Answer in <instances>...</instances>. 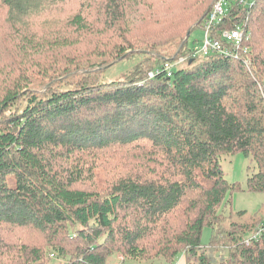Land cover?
Masks as SVG:
<instances>
[{
	"label": "trees",
	"instance_id": "obj_1",
	"mask_svg": "<svg viewBox=\"0 0 264 264\" xmlns=\"http://www.w3.org/2000/svg\"><path fill=\"white\" fill-rule=\"evenodd\" d=\"M94 1L0 0L8 71L0 90V258L9 228L45 237L32 264H47L49 253L68 264H171L183 254L187 264H264L257 215L219 213L236 187L223 156L252 157L258 171L251 168L247 188L264 193V0L219 25L245 26L251 38L234 58L194 57L188 47L216 0H100L91 23ZM97 25L121 41L110 53L93 47L98 60L83 65ZM137 56L157 63L141 69L142 60L130 78L102 81ZM180 58L186 65L169 77L166 64ZM65 80L76 83L61 86ZM130 147L142 149L149 175L132 171L105 195L82 187L92 172L84 158ZM223 237L228 255L218 253Z\"/></svg>",
	"mask_w": 264,
	"mask_h": 264
},
{
	"label": "rangeland",
	"instance_id": "obj_2",
	"mask_svg": "<svg viewBox=\"0 0 264 264\" xmlns=\"http://www.w3.org/2000/svg\"><path fill=\"white\" fill-rule=\"evenodd\" d=\"M100 1V0H95ZM94 1L92 8L94 13L91 15V23L93 20L100 18L96 10L97 4ZM215 3V2H214ZM88 5V4H87ZM103 20V19H101ZM104 26V24H102ZM2 26V17L0 12V29ZM104 27L97 25L94 26L95 34L91 37V43H85L83 46V65L84 61L98 60L97 53H91L93 47L99 45L103 47L107 53L112 51L115 43L120 42L119 35L114 31L108 34H103L98 29H103ZM204 40L203 28L197 27V29L190 35L188 40V47L193 48L197 44H202ZM251 40L250 36L248 42ZM245 43L244 45H246ZM248 45V44H247ZM171 54V51H170ZM110 55V54H109ZM6 52L0 51V90L6 86V83L2 85L3 79L8 75V71L5 69L7 64L4 60L6 59ZM215 57V56H214ZM128 57L127 60L122 61L118 65L114 66L108 70L103 75V82L109 81H121L130 78L134 75V70L142 61V68H150L155 59L147 58L142 56ZM187 60V59H186ZM178 61V60H177ZM176 61V62H177ZM187 62V61H186ZM169 65L171 63H168ZM186 63H181L178 66H185ZM177 69V68H175ZM153 75L152 71L149 72L148 76ZM97 79V78H96ZM76 83V81L65 80L61 86H68ZM142 149L136 147L130 148H110L104 151H95L94 154L98 155L97 160H92L91 158H84L86 161H90L87 166V170L92 171L89 173L86 182L82 183V187L90 189L102 194H107L113 188L114 183L119 179V177L130 174L132 171L135 175H149L148 169H141L142 163L140 161V155ZM143 153V152H142ZM90 164H93L90 166ZM222 168L225 173L226 179L230 183H235L236 187L234 190L228 191L223 203L219 207V213L229 216L231 213L246 210L250 214H256L261 223H264V193L252 192L247 188L248 176L252 172L251 168L258 171V166L252 157H246L243 154L227 155L223 156L221 159ZM84 165V162H83ZM91 167V168H90ZM155 167H159L155 164ZM160 168V167H159ZM258 220V219H257ZM17 229H3L2 239L6 241L7 250L5 255L0 258V264H32L34 260L33 249L35 247H43L45 245V237L39 232H26L18 234ZM212 229L210 227H205L202 236V243L204 246H208L212 239ZM223 241L218 245L222 246L224 244L225 249L221 248L218 253L222 255H228L230 242L223 237ZM228 246V248L226 247ZM230 249V248H229ZM216 250V249H214ZM216 251L209 252L211 257L221 258L220 254H216ZM184 255V254H183ZM185 256V255H184ZM118 259V257H116ZM181 258V255L177 257L174 262L177 264ZM52 259V260H51ZM113 259L111 264L118 263L120 260ZM68 258L62 259L57 257L54 253H49V258L44 261L47 264H68ZM149 262H144L142 264H148ZM127 264H130L127 262Z\"/></svg>",
	"mask_w": 264,
	"mask_h": 264
},
{
	"label": "built area",
	"instance_id": "obj_3",
	"mask_svg": "<svg viewBox=\"0 0 264 264\" xmlns=\"http://www.w3.org/2000/svg\"><path fill=\"white\" fill-rule=\"evenodd\" d=\"M233 2H239L241 4H245L243 7H248L255 3L257 0H232ZM232 11L222 10V14L219 13V9H212L210 13L207 15L211 19L216 20L218 26L212 32H204V44L202 47L195 46L193 50V56L196 57L198 55L202 57H209L211 55H216L220 57L234 58L235 50L241 49L244 47V44L248 40L249 36L246 32V27L238 25L234 29H220L219 25L221 22L227 18ZM186 58H180L177 62L166 64V68L168 69V76H172L173 69L176 67H180L181 63H184ZM154 77L151 75L150 78ZM175 264V263H171Z\"/></svg>",
	"mask_w": 264,
	"mask_h": 264
},
{
	"label": "bare ground",
	"instance_id": "obj_4",
	"mask_svg": "<svg viewBox=\"0 0 264 264\" xmlns=\"http://www.w3.org/2000/svg\"><path fill=\"white\" fill-rule=\"evenodd\" d=\"M252 5H250V6H252ZM243 6H245V4H241L239 2H233L232 0H216L212 6V9H215V8L219 9V13L222 14V10H229V11L233 12L234 10L241 9ZM217 26H218V24H217L216 20L211 19L210 17L207 16L205 21H204V25H203V33L204 32H212ZM204 40L202 41L201 45L197 44L196 46L202 47L204 44Z\"/></svg>",
	"mask_w": 264,
	"mask_h": 264
},
{
	"label": "crops",
	"instance_id": "obj_5",
	"mask_svg": "<svg viewBox=\"0 0 264 264\" xmlns=\"http://www.w3.org/2000/svg\"><path fill=\"white\" fill-rule=\"evenodd\" d=\"M129 263L130 264H136L134 262H129ZM114 264H119V262L118 263H114ZM177 264H187L186 257L184 255H182L181 258H180V260H179V262H177Z\"/></svg>",
	"mask_w": 264,
	"mask_h": 264
}]
</instances>
